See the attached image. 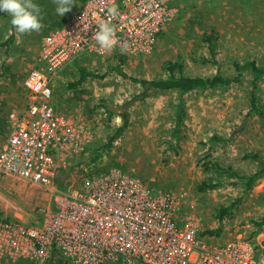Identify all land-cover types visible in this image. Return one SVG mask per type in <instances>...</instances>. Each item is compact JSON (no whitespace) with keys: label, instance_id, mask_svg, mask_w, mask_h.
I'll list each match as a JSON object with an SVG mask.
<instances>
[{"label":"rangeland","instance_id":"1","mask_svg":"<svg viewBox=\"0 0 264 264\" xmlns=\"http://www.w3.org/2000/svg\"><path fill=\"white\" fill-rule=\"evenodd\" d=\"M81 2L74 0L76 6ZM171 5L177 8V15L162 28L149 52L131 56L115 50L102 56L96 55L88 62L68 69L67 81L58 89L61 96L52 97L58 114L65 117L78 114L90 123L92 142L85 149V154L90 157L115 135L123 125V115H126V127L108 148L100 151L101 160L97 161L96 167L89 158L90 163L73 159L60 174L58 171L50 189L0 174L1 219L18 220L29 228L39 226L36 222L41 220L43 213L56 209L53 189L78 190L81 176L103 173L117 167L139 178L151 192L162 190L183 194V210L198 220L200 230L211 242L222 243L239 237L253 242L256 248L264 243V224L257 230L251 222L264 219V177L257 180L250 191H244L241 185L229 184H240V179L228 174L220 176L224 180L221 186L205 194L194 188V184L205 176H216L212 170L204 171L200 161L203 157L218 161L223 166H232L243 173L257 168L252 161L242 159L244 153L257 152L264 157V114L260 116L249 112L251 76L244 74L241 82L223 92L185 95L180 135L176 139L172 132L176 128L180 101L177 94L152 89L145 99H138L143 87L123 78L115 69L122 59L119 69L122 68L129 77L153 79L167 75L164 68L167 61H181L184 72L188 74H213L215 65L196 64L190 59L192 54L199 56L205 53L201 34L208 28H214L217 32V58L224 73L235 75L233 62H244L247 58L262 63L264 0H172ZM12 31L10 17L0 12L2 40ZM28 42L30 40L15 36L8 48L0 47V78L7 77L13 68L12 62L16 65V73H24V76L32 69L28 58L33 52L24 51ZM31 44L33 50L38 49L36 41ZM81 68L93 70L94 75L86 79L82 90L79 87L67 88L66 82L77 80ZM58 73H61V69ZM256 85V104L259 110L264 111V76L256 81ZM100 94L107 98L98 99ZM100 102L107 104L108 109L111 107L114 114L109 115ZM214 133L222 135L226 141L210 145L207 139ZM203 142L205 145L201 144ZM238 198L241 199L231 215L225 216L219 223V208L229 206ZM217 229L218 234L205 233ZM254 230L257 231L253 234ZM53 253L56 258L53 259L51 254L45 264H74L59 253ZM11 261L0 258V264ZM23 261L24 264H36L31 259L23 258ZM12 262L16 264L17 261Z\"/></svg>","mask_w":264,"mask_h":264},{"label":"built area","instance_id":"2","mask_svg":"<svg viewBox=\"0 0 264 264\" xmlns=\"http://www.w3.org/2000/svg\"><path fill=\"white\" fill-rule=\"evenodd\" d=\"M172 0H83L64 24L41 40L39 66L23 86L29 104L10 115L11 130L0 149V174L47 189L92 142L90 123L65 117L51 104L52 82L62 67L84 53L149 52L177 15ZM110 7L117 9L109 15ZM101 20L115 29L111 49L100 48L94 31ZM81 187L55 193L56 209L39 226L0 218V258L45 264L53 253L74 264H264V247L235 238L222 243L201 235L198 220L185 213L183 194L151 192L139 178L110 168L80 177Z\"/></svg>","mask_w":264,"mask_h":264},{"label":"trees","instance_id":"3","mask_svg":"<svg viewBox=\"0 0 264 264\" xmlns=\"http://www.w3.org/2000/svg\"><path fill=\"white\" fill-rule=\"evenodd\" d=\"M4 35L5 34H3V36ZM201 35L203 48H205L206 51L204 54H200L199 56L192 54L190 56V59L196 64L215 65L216 70L213 74L205 76L188 74L184 72V65L181 61H167L164 65L167 75L165 77L153 79L129 77L128 74L119 69V66L115 68L117 69V73H119L123 78H128L135 83H139L143 87V91L138 95V99H145L149 95V91L152 89L160 91H174L177 94L178 100L180 101L177 105L178 112L176 114V128H174L172 132V136L176 139H178L180 135L179 125L182 120V101L185 95L195 94L198 92H223L224 90L231 87L233 84L241 82V78L244 76V74H249L252 79V93L250 99L251 108L249 112L257 113L260 116L264 114V111L259 110L254 95V92L257 88L256 81L264 76V61L260 63L257 62L254 58H247L244 62H233L236 74L231 76L228 73H224L223 71H221L220 62L217 58L218 35L215 29H205ZM2 39L4 38L0 37V47L8 48L10 44H12L15 40L14 28L5 40ZM93 75L94 74L89 71L83 69L80 70V76L78 80L75 83L70 84V87H77L82 82H84L87 77ZM100 105L109 115L114 114L112 110L108 109L107 104L102 103ZM123 119V125L117 129L115 135L111 136L107 143L103 144L102 146H100V148H97L93 152V156L91 158L92 162L98 160L100 151L108 148L114 141V139L122 132L123 128L126 127V115H123ZM207 141L210 145H212L213 143L225 142L226 140L222 135L214 133L207 139ZM169 142L171 143V140H169ZM201 144L205 145V142ZM242 159L252 161L254 164L257 165V168L251 171L250 173H243L240 170L233 168L232 166H223L218 161L206 160L205 157L201 158V166L204 171L207 173L212 170L213 173L216 174V176H205L194 184V188L197 190V192L205 194L207 191L221 186L224 180L220 178V176L228 174L230 176H234L235 178L240 179V184H237L235 182H230L229 184L233 186L241 185L244 187V191H250L256 184V181L264 177V157L257 152H250L244 153ZM240 199L241 198H238L236 202L230 204L229 206H222L219 208L217 215L219 223L222 222V219L225 216L231 215V211L233 210V208H235V206L237 205L236 203H238ZM251 222L258 230V228L262 227V225L264 224V219L262 218L259 221L251 220ZM257 230H254L253 234ZM218 232L219 230L217 229V231L207 230L205 233L218 234Z\"/></svg>","mask_w":264,"mask_h":264},{"label":"crops","instance_id":"4","mask_svg":"<svg viewBox=\"0 0 264 264\" xmlns=\"http://www.w3.org/2000/svg\"><path fill=\"white\" fill-rule=\"evenodd\" d=\"M36 2L40 5L41 13H42V28H41V30L39 32L34 31V32L24 33V34L18 33L17 31L14 30V35L16 36V38L21 36L23 38L30 40V42H28L25 45L24 51L27 50V53H29L31 51L33 52L31 54V56L28 58L29 61L31 62V68L39 66L38 57H39L42 38L44 36H46L50 31L57 29V28H60L64 24V21L71 14V12H73V11H75L81 7L83 0L79 6L78 5L76 6V4L74 3L71 10L66 12L63 16H59L56 13V11H55V8H56L55 0H36ZM76 7H78V8L74 9ZM33 41H36L38 44L37 50L32 49L31 43ZM94 56H96V55L84 53V54H82V56H79L78 58L70 60L63 68H61V73L57 74V78L54 79V81L52 82V85H51L52 92H53L52 97H53V95H55L56 97L61 96V94L58 93L59 92L58 89L62 83L67 81V80H65V77H66V71L68 69L73 68L75 66L77 67V65H79V63H83L85 61L88 62L89 60L93 59ZM108 56H110V55H108ZM84 57H88V58L84 59ZM121 61H122V59H121ZM121 61H119L120 64L117 66L120 67ZM13 63L14 62L11 63V65L13 66L12 70L11 71L9 70L11 73L9 72L7 74L6 78L5 77L0 78V149L6 143L8 136L10 134V130H11L10 115L14 113V114L20 116L22 113H24V111L26 110V108L30 102L29 97L27 95V92L23 86V81H24V78L26 77L27 74L24 76V73H21V72L16 73V70L14 69V67H16V65H14ZM82 69L83 68H81L80 70H82ZM120 69L123 72H125L122 68H120ZM83 70H85V69H83ZM86 71H89L92 73L93 70L91 71V70L86 69ZM79 76H80V72H79ZM79 76H78V78H79ZM78 78H77V80H78ZM86 79H85V81H86ZM77 80H75L73 82H70V81L66 82V87L69 89L78 88V87L81 90H82V88L84 89L83 85H84L85 81L82 82L77 87H70V84L75 83ZM106 93H107V91H106ZM110 96H111V94H110ZM105 98H107V96H102V94H100V98H98V99H105ZM100 103H102V102H100ZM51 104L55 108V110H57L56 107L54 106L53 99L51 100ZM88 158L91 159L92 157L87 156V154H83L80 157H77L75 159L78 160V162L80 160L81 161L87 160L88 163H90L91 160L89 161ZM99 160H101V158H98V160L93 161V162L91 161V163L95 164V167H96V163ZM5 219L9 220V221H13L10 218H8V219L5 218ZM41 220H42V218H41ZM41 220L38 223L36 222V225L40 224ZM14 221H18V220H14ZM203 234L204 233L201 232V235H203ZM216 243H219V242H216ZM258 246L262 248V247H264V243H260V244H258ZM53 254L51 257L53 259H55L56 257L55 256L53 257ZM15 261H17L16 264H24L23 258L17 259ZM8 264H15V262L11 261Z\"/></svg>","mask_w":264,"mask_h":264},{"label":"clouds","instance_id":"5","mask_svg":"<svg viewBox=\"0 0 264 264\" xmlns=\"http://www.w3.org/2000/svg\"><path fill=\"white\" fill-rule=\"evenodd\" d=\"M55 2L56 13L63 16L71 10L74 0H55ZM0 12L10 17V24L18 33L39 32L42 28L41 8L36 0H0ZM107 12L114 16L117 14V9L110 7ZM93 36L97 45L105 50L111 49L116 42L114 26L107 20L98 22Z\"/></svg>","mask_w":264,"mask_h":264},{"label":"water","instance_id":"6","mask_svg":"<svg viewBox=\"0 0 264 264\" xmlns=\"http://www.w3.org/2000/svg\"><path fill=\"white\" fill-rule=\"evenodd\" d=\"M109 109L112 110L111 107H109Z\"/></svg>","mask_w":264,"mask_h":264}]
</instances>
